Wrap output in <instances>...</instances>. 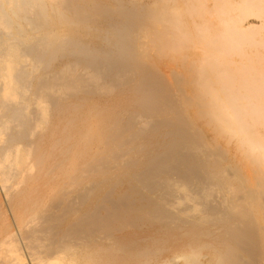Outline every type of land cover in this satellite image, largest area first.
<instances>
[{"label":"bare ground","instance_id":"6f19581e","mask_svg":"<svg viewBox=\"0 0 264 264\" xmlns=\"http://www.w3.org/2000/svg\"><path fill=\"white\" fill-rule=\"evenodd\" d=\"M122 1L0 0V264H259L264 0Z\"/></svg>","mask_w":264,"mask_h":264},{"label":"rangeland","instance_id":"374dc122","mask_svg":"<svg viewBox=\"0 0 264 264\" xmlns=\"http://www.w3.org/2000/svg\"><path fill=\"white\" fill-rule=\"evenodd\" d=\"M72 1H73V0H72ZM76 1H80V2H82V0H76ZM112 1H113V2H112ZM127 1H128V2H127ZM127 1H125V0L122 1V3H124V4L127 2V3L125 4L126 6H124L125 8H126V7H130L131 4H129V3H132V2H134L135 0H134V1H133V0H127ZM142 1H147V0H142ZM210 1H211V0H210ZM210 1H209V2H210ZM220 1H223V0H220ZM220 1L218 2V0H217V2L219 3V5L222 7V3H224V2H221V4H220ZM83 2L86 4V6H87V5H88L89 7L92 6V8H91V14L94 15V16H93L94 21H95L96 24H100V23H103L104 18H105V13L103 12V10H105L106 8L104 7V5H106L107 2H108V4L111 5V7H112V6L115 7V5L119 2V0H118V1L116 0V2H115L114 0H99V1H98V0H94V1H93V0H92V1H90V0H83ZM109 2H110V3H109ZM213 2H215V1H211L210 4L213 5ZM92 3H93V5H92ZM218 3H217L216 5H218ZM94 4H95L96 6H95ZM99 5H100V6L102 5L101 8L103 7V8H105V9L102 8V10H101V8H100ZM186 5H187V7H188V4H186ZM219 5H218V6H219ZM220 6H219L218 8H221ZM96 7H98V8L96 9ZM49 9H50V8H49ZM93 9H94V10H93ZM93 11H94V12H93ZM95 12H96V13H95ZM97 13H98V14H97ZM102 14H104V15H102ZM132 14H133V13H132ZM256 19H257V18H254V17L250 16L249 18H247V19L245 20L246 22L244 21V26H245V27H250V26H248V25H249L248 23L252 24V26L255 25V24H256V25H257V24H258V25H261V24H262L261 19H257V20H256ZM259 23H260V24H259ZM246 24H247V25H246ZM258 25H257V26H258ZM257 26H255V27H257ZM135 29H137V28H136V25H135L134 30H135ZM87 45H88V48L90 49L89 53H90V52L92 53V51H93V49H94L93 44L89 43V44H87ZM212 112H213V111H212ZM181 122H182V121H180V123H179V122H178V123L176 122V125L178 126V124H179V126H180V125H181ZM160 130H161V131H160ZM216 130H217V129H216ZM159 131H160V132L155 131V134H158V133L161 134V132H164L165 129H164V128H163V129L160 128ZM211 131H212V132H211ZM156 132H158V133H156ZM194 132H195V131H194ZM214 132H215V131L212 130V128H210V130H209V132H208V135H211V134H213ZM189 133H190V132H189ZM210 133H211V134H210ZM191 134L193 135V137H195V136H194L195 134H193L192 132H191ZM222 138H223V137L218 138V139H217V142H214V143H213L215 149H217L215 145H218V144L220 145V146H219V145H218V146L221 148V144H220L221 142H220V141H223ZM199 141H200V140H199ZM212 141H213V140H212ZM114 144H115V143H111V146H112V145L114 146V147L112 146V148H111L112 150H113L114 148L116 149V147H117V145H116V144L114 145ZM129 144H130V147H129ZM134 144H135V143H128V146H127V151L129 152V153H128V154H129L128 156L132 158V162H131V163H133V164L130 163V164L128 165V167H129V166H130V167H129V168L127 167V169H131V168H133V167H134L133 165L137 164L138 161H139V156H138V155L136 156L137 153L135 152V145H134ZM218 146H217V147H218ZM131 147H132V150H131ZM129 148H130V149H129ZM220 148L217 149V150H220ZM115 149H114L113 151H115ZM128 149H129V150H128ZM130 150H131V151H130ZM133 152H134V154H133ZM135 153H136V154H135ZM134 157H135L136 159H135ZM211 157H212V159H213L215 156L213 157V156L211 155ZM133 158H134V159H133ZM137 159H138V160H137ZM133 160H134V161L136 160V161L133 162ZM212 161H213V160H212ZM131 165H132V166H131ZM0 190H1V189H0ZM2 192H3V191L1 190V191H0V202H1L0 205H3V206H1L2 209H4V210L6 209L4 212H5V213H6V212L8 213V214H6V216H9V217H6L7 220H8L9 222H10V220H11L10 223H12V225L14 224L13 227L16 228L14 218H12V216H13L12 211H11L10 208H8V207H10V205H9V201H7L8 199H5V198H6V195H5L4 193H2ZM4 199H5V200H4ZM4 201H5L6 203H5ZM7 203H8V204H7ZM102 203H104V202H102V199H101V200L99 201L98 204L100 205V204H102ZM4 206H5L6 208H5ZM10 213H11V214H10ZM10 215H11V216H10ZM254 222H255V221H253L252 224H254ZM250 226H251V224H250ZM252 226H253L252 229H251V227L249 228L251 231H252L253 228H254V225H252ZM254 229H255V228H254ZM225 230H226V229L224 228V230L222 231L223 234H224ZM250 230H249V231H250ZM249 231H248V232H249ZM251 231H250V233H251ZM256 231H257V230L255 229V230H253L252 233H255ZM260 231H261V229H260V227H259V231H258V232H260ZM258 232H256V235L258 234ZM250 233H249V234L247 233V234H245V235H250ZM252 235H253L254 237L256 236L255 234H252ZM253 236H251L252 239H253ZM246 239H247V237H246L245 239H244V237H243V240H245L244 243H245V242L247 243V241H248L250 238L248 237V239H247V240H246ZM252 239H250V241H253V240H254V239H253V240H252ZM240 241H241V240H240ZM240 241H237V242H240ZM250 241H249V242H250ZM255 241H257V240H255ZM235 242H236V241H234V242L232 241L231 243H229V244L231 245V247H232L233 245L237 244V243H235ZM241 242H242V244H243V241H241ZM241 242H240V244H241ZM249 242H248V243H249ZM253 242H254V241H253ZM248 243H247V244H248ZM254 243H255V242H254ZM254 243H253V244H254ZM257 243H259V241L255 243V248H256V250H255V248H254V246H253V249H254L255 251H258V249H260V243H259L258 245H257ZM238 244H239V243H238ZM238 244H237V245H238ZM242 244H241V245H242ZM247 244H244L243 247L246 245V248L250 249V248H249L250 246L248 247V245H251L252 242H250V244H248V245H247ZM230 245H228V246H230ZM251 246H252V245H251ZM237 247H238V246H237ZM254 250H251V249H250L251 253H252ZM253 253H255V252H253ZM27 258H28L29 260L26 259V261H27L29 264H31L32 262L30 261V258H29V257H27ZM259 258H261L262 260H261V259H260V260L263 262V263H262V262H259V264H260V263L264 264V252H263V254L261 255V257H259ZM257 260H258V259H257ZM29 261H30V262H29ZM248 261H249V259H248ZM258 261H259V260H258ZM242 264H243V263H242ZM245 264H246V262H245Z\"/></svg>","mask_w":264,"mask_h":264}]
</instances>
